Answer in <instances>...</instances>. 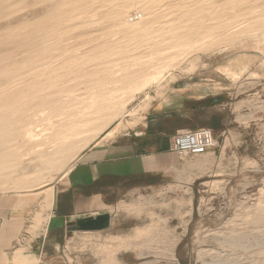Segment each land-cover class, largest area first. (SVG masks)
<instances>
[{
  "label": "rangeland",
  "instance_id": "obj_1",
  "mask_svg": "<svg viewBox=\"0 0 264 264\" xmlns=\"http://www.w3.org/2000/svg\"><path fill=\"white\" fill-rule=\"evenodd\" d=\"M44 2L24 0L11 12L0 6V29L23 18L32 26L42 22L51 4ZM134 7L128 19L140 23L133 30L131 23L117 24L119 20L103 25L102 13L86 23L72 21L64 29L58 45L69 54L60 56V63L69 65L59 86L70 108L59 122L47 121V110L37 113L33 129L39 133L49 128L51 135L60 128L70 138L65 147L59 144L63 153L52 161L42 159L40 151L22 157L15 169L11 161L0 159L8 177L0 182V197L33 201L27 233L36 236L47 219L46 192L53 195L55 183L82 153L141 127L148 113L170 111L172 103L182 102L190 116L180 130L208 128L214 146L203 155L179 156L180 169L173 175L176 190H165L170 185L165 178L163 198L156 205L147 203L137 220L141 229L127 244L98 237L100 233H70V248L53 253V264H264V0H135ZM188 34L185 43L167 45ZM54 41L41 40L50 46ZM156 44L166 49L154 53ZM109 49L116 52L105 56ZM73 62H78L77 70ZM158 72L157 81L132 92ZM130 74L138 79L124 80ZM24 119L8 129L17 131L29 116ZM43 141L41 135L38 142ZM24 145L21 153L28 154L30 146ZM66 146L69 152H64ZM121 249L132 252L119 254Z\"/></svg>",
  "mask_w": 264,
  "mask_h": 264
},
{
  "label": "crops",
  "instance_id": "obj_2",
  "mask_svg": "<svg viewBox=\"0 0 264 264\" xmlns=\"http://www.w3.org/2000/svg\"><path fill=\"white\" fill-rule=\"evenodd\" d=\"M170 106V111L148 113L136 130L98 142L82 153L55 183L53 195L51 190L46 192L47 219L36 236L27 233L33 201L15 195L0 197V264L57 263L51 255L59 248H70V233H100L98 237L127 244L125 240L141 229L137 220L144 215L147 203L156 205L157 199L163 198L164 179L170 178L165 190H176L173 175L180 169V157L172 149V139L185 127L190 114H185L188 108L182 107V102ZM102 214L110 216L107 228L74 230L78 219Z\"/></svg>",
  "mask_w": 264,
  "mask_h": 264
},
{
  "label": "bare ground",
  "instance_id": "obj_3",
  "mask_svg": "<svg viewBox=\"0 0 264 264\" xmlns=\"http://www.w3.org/2000/svg\"><path fill=\"white\" fill-rule=\"evenodd\" d=\"M23 1L24 0H0V6L4 5L5 10L11 12L13 9H16L17 4L19 2H23ZM35 1H41V0H35ZM45 2L47 3L49 2L51 4L46 9L47 12L45 15H43L42 22H35V24L32 26L30 22H28L29 20L23 18L19 20L15 25H8L5 28L0 29V78L5 79V82H0V159L11 161L14 169L20 166L21 158L29 155V153H35L36 151H40L39 156L42 157V159L43 158L46 159L47 161H52L54 156L59 157L61 151L63 153V150H61L62 148L59 147V144H62V146L66 144L65 141L68 137L67 136L68 133L64 134V130L61 131L60 128L57 129L55 132H53L51 135H49L47 132L49 128L41 130L43 132L35 133L33 127L35 124V120H34L35 116L37 115V113H41L43 110H47L48 112L46 118L47 121H50L51 118H56L59 122L61 120H64L65 115L67 116V114H65L64 109L68 108L69 106L68 107L66 106L67 104H65L63 100L64 97H62L63 99L61 98V93L63 92V90L60 88L59 83L64 76L66 77L65 73L68 68L66 67V65L69 63L68 62L66 64L67 61L65 62L63 61L62 63H60L61 60L60 56H65L68 55L69 53L65 52L66 50L65 48L59 47L58 40L62 38L63 36L62 33L65 28L67 29L70 26V22L73 21L76 24L83 22L86 23L87 21L89 22L92 20L94 14L102 13V17L106 21L105 23H103V25H105L106 23H112V25H115V22L119 20V22L117 21L118 22L117 24L122 23L123 25L124 24L126 25V23L128 22L131 23L130 28H132L133 30L136 29L137 25H139L140 23L139 21L132 22L130 19H128V17L131 14H133L134 11L136 12V7H134L135 0H45ZM73 14H75L74 17H72ZM126 16L127 19H124V17ZM132 16L135 17L134 15ZM42 24L44 25L43 27H41ZM120 26L119 28L122 29L123 26L122 27ZM116 31L113 34H116ZM108 33L106 35H108ZM130 36L132 35L130 34ZM47 37H52V39L56 41H54L51 46L49 45V43L41 42L42 39ZM189 38H191V35L189 34L184 35L180 38L176 37V39L181 41L180 42L176 41L174 43H170L167 45L175 47L180 43L183 42L185 43V41L189 40ZM4 45L5 46L11 45V48L2 51L1 48ZM159 46L156 44L152 47L154 53L158 54L159 52H162L163 50L166 49V48L164 49L159 48ZM91 48L92 47H90L89 49ZM113 52H116V50L109 49L108 51L104 52L106 53L104 55L109 56L110 54H113ZM17 54H19V56H17ZM126 56L127 55L125 54V57ZM109 61L107 62L105 61L106 64H108ZM111 61H113V58L111 59ZM73 63L76 65L78 62H73ZM74 66L71 67L74 68ZM115 67L113 66V68ZM150 67L151 66H149V69ZM76 68L78 69L77 65L75 69ZM81 69L83 71V69L85 68H81ZM96 70L88 72L89 75L92 74L91 72H96ZM106 70L107 69L103 71V74L106 72ZM116 70H114L115 72L114 71L113 72L119 73V71L116 72ZM143 70L146 71V69ZM147 71L149 70L147 69ZM113 72L110 74H113ZM133 72L134 71H132V73ZM141 72H139V74ZM110 74H106V76ZM159 74L160 73L158 72L150 76L149 78L142 80L140 84L138 83L135 87L132 88V92L134 91L136 92L140 89H143L146 86H148L149 83L157 81ZM132 76L133 75L131 74L127 75L125 76L126 78H124V80L127 78L132 79ZM135 76L137 77V74H135L133 77ZM143 76L144 74L139 77H143ZM96 77L94 79H96ZM100 79L102 80L103 77L102 78L100 77ZM104 80L107 79L104 78ZM101 83L102 81L99 84ZM129 98H131V96ZM65 100L67 99L65 98ZM26 115L29 116V120H27V122L21 125L20 127H17L16 128L17 131L15 130L16 133L14 132V130L12 132L11 129L10 130L8 129V127H11L13 123L14 124L22 123L24 116ZM110 117L111 114H108L105 117V121L109 120ZM41 135L44 137V141L40 143L38 142V139L41 137ZM11 142L13 143L12 150H10L9 152L5 151V149L9 148L8 144H10ZM68 143L71 142L69 141ZM24 144L30 146L29 149L30 152L26 151L28 152V154L21 153V149H23L22 146ZM67 146L66 149L64 148L65 149L64 152H69V149L71 147L69 148ZM66 154H67L66 156H68L69 153ZM4 170H5V164L2 162L0 163V182H2L4 179H8V177L4 178V174H3ZM20 182L21 180L19 179L17 180L16 183L19 184Z\"/></svg>",
  "mask_w": 264,
  "mask_h": 264
},
{
  "label": "built area",
  "instance_id": "obj_4",
  "mask_svg": "<svg viewBox=\"0 0 264 264\" xmlns=\"http://www.w3.org/2000/svg\"><path fill=\"white\" fill-rule=\"evenodd\" d=\"M213 146V133L208 128L179 130L172 139L173 151L180 157L203 155Z\"/></svg>",
  "mask_w": 264,
  "mask_h": 264
},
{
  "label": "water",
  "instance_id": "obj_5",
  "mask_svg": "<svg viewBox=\"0 0 264 264\" xmlns=\"http://www.w3.org/2000/svg\"><path fill=\"white\" fill-rule=\"evenodd\" d=\"M110 216L108 214L97 215L78 219L75 227L79 231H99L109 226Z\"/></svg>",
  "mask_w": 264,
  "mask_h": 264
}]
</instances>
